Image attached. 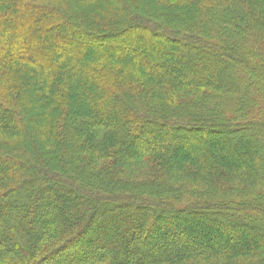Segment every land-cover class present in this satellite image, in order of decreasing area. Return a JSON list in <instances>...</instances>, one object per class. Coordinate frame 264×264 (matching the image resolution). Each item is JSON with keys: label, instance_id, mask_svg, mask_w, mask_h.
Masks as SVG:
<instances>
[{"label": "trees", "instance_id": "1", "mask_svg": "<svg viewBox=\"0 0 264 264\" xmlns=\"http://www.w3.org/2000/svg\"><path fill=\"white\" fill-rule=\"evenodd\" d=\"M260 131L264 0H0V264H264Z\"/></svg>", "mask_w": 264, "mask_h": 264}, {"label": "rangeland", "instance_id": "2", "mask_svg": "<svg viewBox=\"0 0 264 264\" xmlns=\"http://www.w3.org/2000/svg\"><path fill=\"white\" fill-rule=\"evenodd\" d=\"M142 5V4H141ZM141 5H139V6H137V7H135L134 9H130V13L131 14H136V13H140V11H139V9L141 8L140 6ZM142 6H144V5H142ZM150 7V6H149ZM151 7H153V6H151ZM150 7V8H151ZM143 9H145L146 11H148L149 9H147V8H143ZM145 13H147V12H145ZM147 17H150V18H152V21H154L155 23H157V24H159V23H166V24H169V22L168 21H166L165 19H161V22H160V18H159V15H157V13L156 12H153V13H148V15H147ZM181 19V18H180ZM120 23H123V22H120ZM86 26V25H85ZM87 27V26H86ZM90 28H93V27H91V26H88V28L87 29H90ZM133 34L135 35L136 33H135V31L134 32H132V33H130V35H128V38H131V39H133L132 38V36H133ZM168 38L169 39H172V38H174V37H179L177 34H171V33H169L168 34ZM181 36V35H180ZM159 38V37H158ZM156 39H157V37H156ZM106 41L108 40L107 38L105 39ZM113 41H117V39H115L114 38V40H112L111 41V45H118V44H121L120 42H113ZM162 41V40H161ZM160 41V42H161ZM135 45L136 44H138L139 43V41L138 40H135ZM134 47H136V46H134ZM262 47V46H261ZM258 64V63H257ZM254 76H255V80H258V77H260L259 76V74L257 73V72H255L254 71ZM205 89L206 90H208V91H219V87H209V86H207V87H205ZM174 93L172 92V91H169V93H167V96L168 97H172V95H173ZM175 95V99H182V98H185V97H188V96H184L183 95V93H181V94H174ZM190 97V96H189ZM251 120V119H250ZM35 127L36 126H34V127H30V132L29 133H31L32 132V130L33 129H35ZM260 133H262V136H260V137H262L263 138V140H264V131H260ZM206 134H209L211 137H214L215 135H213L211 132H208V133H206ZM213 135V136H212ZM145 137V136H144ZM216 137H217V135H216ZM253 137H254V135H253ZM215 138V137H214ZM153 140V139H155V136L154 135H146V139L145 140ZM159 142L160 143H162V144H164V145H166V147L168 148V143H170V142H168L167 140H165V139H163V138H160V140H159ZM210 143H212V141H210ZM205 147V146H204ZM209 147V146H208ZM208 147H205V150L208 148ZM183 149L185 148V147H182ZM182 148H179V149H177L178 151H182ZM216 148V147H215ZM169 149V148H168ZM197 149V151H198V153L201 155V153H202V155L204 154L203 153V149L202 148H196ZM192 152H190L189 154H191ZM263 153V154H262ZM261 153V156L260 157H258V159L260 160V159H263V161L261 160V162H263V163H259V161H254L255 163L253 164V166L252 167H248V166H246V169H247V171H248V173L253 177V175H255V173H256V171H255V169H257V167L258 166H261V165H263L264 166V151ZM193 154V153H192ZM207 155H209V154H207ZM207 155L205 154V157H207ZM262 166V167H263ZM143 169H145L144 167H140V168H134V169H132L131 170V172H130V175L132 176L131 178L133 179V180H136V179H141V177H140V174H144V172H143ZM225 169V170H224ZM224 169H222V171H220V174L221 175H223V177H224V175H225V172L227 171L226 170V167H224ZM127 176H129V175H127ZM136 178V179H135ZM182 179L183 178H179V179H176V178H174L173 180H174V184L178 187H176L175 188V185H174V188L175 189H177V190H179V189H181L183 186H188L190 183L189 182H191L190 180H183L182 181ZM219 180H218V183H222V181H225L226 183H231L233 186L234 185H244V184H247L248 185V183H249V179L248 178H246L245 180H239V177H233V178H230V179H228V180H226V179H220V178H218ZM208 184H209V182H207ZM224 183V182H223ZM207 185V184H206ZM190 186V185H189ZM188 186V187H189ZM218 192V190H216V191H214V193L216 194ZM246 194H247V191H246ZM172 199V198H171ZM238 199V198H237ZM240 199V198H239ZM242 199V198H241ZM250 205H252V207L251 208H255V207H253V204L251 203ZM260 205H256V209H254L253 211H252V213L251 214H253V216H254V218L253 219H256L255 221H257L256 223H261L262 224V226L264 227V212H263V210L259 207ZM201 221H196V223H194V224H192V226L190 227L191 228V230L189 231V232H187V235L185 236V234H184V232H177L179 235H171V234H169L167 237H168V242H169V244L170 245H172L173 247H187V248H190V247H200V246H204V245H208V247H210V248H219V247H222V246H224V245H228L230 242L232 243V242H237L238 241V239L240 240V237L239 238H237V235H232L231 236V234H229V233H215L214 235L213 234H209V235H207V234H202L201 233V231H203V230H205V229H203V228H201L200 226H202L203 224H201L200 223ZM171 235V236H170ZM184 235V236H183ZM174 237H176V238H178V239H176L175 238V240L174 239H172V238H174ZM189 239H192V240H189ZM171 240H173V241H171ZM137 241V240H136ZM157 240H156V238H151V241H149V242H145L144 240H143V242H142V244L143 243H145V244H143V246H141V247H143V249H150L152 246V244H153V247H158V246H156L155 244V242H156ZM193 242V244L191 243V242ZM191 243V244H190ZM137 244V242H134L133 241V243H131V244H128L126 247H135V245ZM155 245V246H154ZM165 245V244H164ZM162 247H164L163 245H161ZM165 246H167V244L165 245ZM203 248H207V247H203ZM133 249H136V248H133ZM62 255H58L57 257H55L54 259H52V260H57V259H59L60 257H61ZM49 262H52V261H49Z\"/></svg>", "mask_w": 264, "mask_h": 264}]
</instances>
